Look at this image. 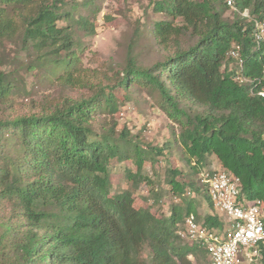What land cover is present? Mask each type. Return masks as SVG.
<instances>
[{
	"label": "trees",
	"instance_id": "trees-1",
	"mask_svg": "<svg viewBox=\"0 0 264 264\" xmlns=\"http://www.w3.org/2000/svg\"><path fill=\"white\" fill-rule=\"evenodd\" d=\"M63 3L0 0V49L6 41H19L35 56L28 71H45L65 86L94 92L40 114L0 119V264H193L191 258L200 257L211 264L207 251L188 244L180 232L191 214L221 232L225 222L218 214L200 218L187 199L193 184L179 181L177 169L167 179L184 204L174 206L169 217L137 209L130 191L113 195V163L130 162L135 171L125 169V177L138 187L150 183L145 165L154 166L165 149L142 145L126 129L118 134L115 125L98 129L96 119L118 113L119 95L127 101L135 88L152 93L178 127L187 163L195 161V168L215 156L240 179L242 196L264 205V99L251 95L256 85L235 80L228 60L240 45L244 77L261 80L258 87L264 88V42L260 48L255 42V24H264V0H235L236 10L226 0H161L154 11L172 21L156 23L154 32L165 50L174 51L146 69L131 49L127 66L105 78L107 84L81 75L74 32L58 25L72 17ZM227 11L236 18L225 19ZM245 11L249 19L242 17ZM176 20L184 25L176 26ZM188 32L197 42L184 49L178 40ZM19 86V71H7L0 60V105L18 96ZM205 191L214 209L207 184ZM261 253L264 264L263 246Z\"/></svg>",
	"mask_w": 264,
	"mask_h": 264
},
{
	"label": "rangeland",
	"instance_id": "rangeland-1",
	"mask_svg": "<svg viewBox=\"0 0 264 264\" xmlns=\"http://www.w3.org/2000/svg\"><path fill=\"white\" fill-rule=\"evenodd\" d=\"M160 1L63 0V11L71 12L72 17L58 25L74 32L81 75L96 84L109 83L105 78H112L114 73L121 72L127 66L131 49L142 68L151 69L157 63L165 62L174 48L169 46L172 48L167 51L160 45L154 25L163 21L171 22L172 19L154 11L155 4ZM224 17L231 21L236 18L230 11ZM174 24L184 25L182 20H176ZM178 41L186 49L193 46L197 38L188 32ZM0 60L7 71H19L20 83L18 96L13 97L9 104L0 105V119L40 114L64 99L79 100L94 94L87 88L65 86L45 71H28L35 56L23 51L19 41H6L0 49ZM158 100L152 93L135 88L127 101L119 95L117 114L101 115L96 119L98 129L102 126L105 130L115 125L118 134L126 129L142 145L165 149L164 155L158 157L154 166L150 163L145 165L144 173L150 178V183L138 187L125 177V169L135 171L130 162L124 165L113 163L110 171L112 194L130 191L135 196L137 209L149 208L158 217H169L174 206L184 204L183 198L173 194L167 179L170 171L177 169L182 172L179 181L193 184L192 195L186 197L195 202L200 218L218 214L226 224L225 215L210 207L205 191L207 175L224 169L215 156H209L202 166L195 168V161L190 165L187 163L178 140L179 129L159 108ZM193 110L201 112L202 108ZM196 188L200 191L197 192ZM150 254V249L146 247L144 255L149 262ZM191 260L193 264H210L204 257Z\"/></svg>",
	"mask_w": 264,
	"mask_h": 264
},
{
	"label": "built area",
	"instance_id": "built-area-1",
	"mask_svg": "<svg viewBox=\"0 0 264 264\" xmlns=\"http://www.w3.org/2000/svg\"><path fill=\"white\" fill-rule=\"evenodd\" d=\"M233 10L235 0H226ZM250 18L249 12L241 13ZM255 42L260 48L264 42V25L256 22ZM240 45L233 46L228 54L230 68L235 71V80L249 86L252 96L264 99V88L258 87L261 80L244 77V59ZM208 194L215 210L227 219L224 231L210 229L198 222L195 215H189L180 232L188 244L200 245L207 253L211 264H261V247H264V205L259 200L250 201L241 194V181L233 173L220 170L206 177Z\"/></svg>",
	"mask_w": 264,
	"mask_h": 264
}]
</instances>
